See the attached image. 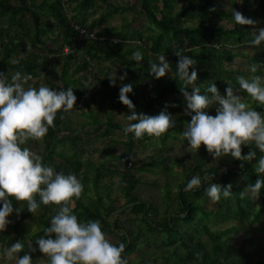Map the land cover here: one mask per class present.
Instances as JSON below:
<instances>
[{"label":"trees","instance_id":"obj_1","mask_svg":"<svg viewBox=\"0 0 264 264\" xmlns=\"http://www.w3.org/2000/svg\"><path fill=\"white\" fill-rule=\"evenodd\" d=\"M98 1L78 0L71 6L67 0H40L37 3L35 0H0V72L11 75L20 70L30 73L32 79L26 87L45 84L59 89L71 86L77 96L71 110L58 112L54 126L41 139L43 148L39 153L44 157V163L51 164L56 171L74 172L83 183L80 197L72 200V211L81 221H101L103 231L115 238L114 244L125 245L122 255L127 264H148L149 259H144V256L149 253L162 258L164 264H264L256 250L246 248L252 244L250 241L239 248L233 247L229 237L233 230L230 227L217 231L209 226L211 218L222 223L232 220L246 222L251 218V222H258L264 232V189L258 197L241 195L247 185L257 179L254 165L264 155L255 145H242V154L253 149L257 152L251 161L237 160L230 155L216 161L204 159L201 148L199 151L192 149L187 157L174 156V161L181 168V180L166 170L169 157L162 155L159 161L140 164L134 152L136 147L146 148L147 142L154 138L160 141L165 152L173 150L163 143L164 137L168 138L174 128H183L191 120L190 115L180 112L187 104L181 87L187 86L191 91L192 87L199 86L201 92H206L213 82L220 93L226 95L227 82L238 88L239 75L263 74L259 68L257 73H250L249 66L264 64V45L249 43L254 38L251 33L254 26L235 24L231 20V9L256 19L259 23L255 27H261L264 26V0H182L179 9L177 0H139L140 11L156 32L144 36L140 29L133 30L129 39L107 30L97 32L98 21L87 23V14ZM108 7L112 8L111 5ZM116 9L121 11L124 8ZM105 18L103 15L99 21ZM194 19V26H186L187 20ZM221 19L227 20V27L214 22ZM76 27L86 29L91 38L76 42ZM65 48L69 52H64ZM180 49L197 60L194 67L198 80L191 85H185L179 79L176 50ZM136 50L144 55L141 64L132 55ZM159 54H164L172 67L164 77L157 79L150 73V64L158 62ZM236 57L243 59L248 67L233 72L231 66ZM107 61L118 65L119 76L127 72V78L124 81L118 78L112 85V74L105 71L107 67L103 65ZM122 83L133 84L129 97L138 113L154 114L161 109H170L176 126L158 137L125 135L124 126L114 122L104 107L107 105L108 111L130 113L131 110L119 100ZM241 95L252 99L244 91ZM96 97L101 100L97 104L100 113L92 109ZM211 107L216 114V105ZM258 111L264 112V106L259 105ZM76 112L89 118L86 125L95 127L92 132L79 134L70 129L71 115ZM108 130L120 132L126 141L122 143L120 153H106L111 157V164L107 167L95 165L88 145L94 135L107 136ZM178 132L183 131L178 129ZM31 142L34 140L29 139L28 147L33 146ZM224 160L231 162L234 169L224 168ZM155 167L165 175L162 187L165 206L161 213L153 200H144L137 194L141 186L161 189L155 182L143 181L141 176L142 172L149 173ZM194 175L202 177L201 186L185 192L184 187ZM108 176L118 177V196L103 184ZM205 176L209 179H203ZM213 178L215 183H230L233 194L227 198L221 196L218 201L212 200L205 189ZM170 182H176L174 192L170 190ZM13 204L14 209L20 206L21 211L18 214L13 212L12 232L6 229L0 232V244L10 246L17 240H24L25 248L20 253L23 255L29 251V241L32 247H36V240L45 235L44 229L58 212L59 205L41 203L32 213L27 209L26 201L14 200ZM127 211L140 220L138 226L127 227L118 218L113 223L109 221L115 213L125 216ZM201 236L206 237V243L200 239ZM142 246L149 250L143 252ZM155 252L162 254L156 255ZM166 253L168 256L164 255ZM32 257L38 264L45 254L37 249Z\"/></svg>","mask_w":264,"mask_h":264},{"label":"clouds","instance_id":"obj_2","mask_svg":"<svg viewBox=\"0 0 264 264\" xmlns=\"http://www.w3.org/2000/svg\"><path fill=\"white\" fill-rule=\"evenodd\" d=\"M231 20L235 24L252 25L253 39L251 45H264V26L255 27L259 22L245 16L235 8L231 9ZM135 61L144 58L140 50L133 54ZM179 57L177 70L179 79L185 85H191L198 80V72L194 67L197 60L184 54V50H176ZM172 65L164 54L158 55V62H151L150 73L157 79L164 77ZM258 63L249 66L250 73H257ZM127 78V72L119 76L120 81ZM32 79L30 73L20 70L11 75L0 72V232L10 223L9 217L21 207L14 209L13 201H26L27 209L34 213L41 203L56 204L60 208L50 219L44 229L45 235L36 240V247L30 241L29 251L20 255L25 248L24 240H17L8 245L0 256L14 261V264H35L32 253L37 249L45 254L40 261L46 264H127L122 255L125 251L123 243L114 244L103 231L101 221L78 219L70 204L74 197H80L84 185L74 172L56 171L51 164L44 163V157L30 147L25 146L29 139H42L54 126L58 112L71 110L77 96L73 87H49L41 84L39 87L27 86ZM238 88L230 82L226 95H222L216 84L211 82L206 92H201L199 86L181 87L186 99L185 112L191 116L182 132L189 147L199 151L205 145L207 151L216 158L228 156L251 161L257 156L253 149L242 154V145H255L264 153V112L257 111L246 102L241 91L246 92L256 103L264 106V75L250 77L239 75ZM116 84V73L110 80ZM133 91L132 83H122L119 100L131 111L126 115L123 127L125 135L134 134L141 138L145 134L160 136L176 126V120L169 111L162 110L150 115L137 112L136 106L129 97ZM216 105V114L212 115L206 109ZM243 166V165H241ZM257 179L249 183L241 195L246 192L253 197L260 195L264 189V155H261L254 165ZM215 176V174H212ZM203 179H209L205 176ZM205 189L207 195L214 201L227 198L233 194L232 185H222L213 182ZM202 184V177L194 175L187 182L184 191H191ZM37 195L39 199H37ZM55 234V235H53Z\"/></svg>","mask_w":264,"mask_h":264},{"label":"rangeland","instance_id":"obj_3","mask_svg":"<svg viewBox=\"0 0 264 264\" xmlns=\"http://www.w3.org/2000/svg\"><path fill=\"white\" fill-rule=\"evenodd\" d=\"M36 3L40 0H35ZM69 1L70 5L73 6L75 4V1L78 0H67ZM106 1V2H105ZM183 4L182 0H177V9L180 8V6ZM108 5H111L112 8L108 7ZM123 7V10H117L116 8ZM111 9H116L112 13H109ZM227 12H229L228 9H226ZM110 14V15H108ZM105 16L106 18L104 21H99L100 17ZM93 21H98V25L96 28V31H103L107 30L111 32L114 35L117 36H127L129 39L130 34L132 33L133 30H141L144 36H147L148 34L156 32V29L153 28L151 25L148 24V21L145 19L143 13L140 11V2L139 0H100L97 2V5L94 9H92L88 14H87V23L90 24ZM215 23H217L219 26L222 27H227L228 22L226 19H221V20H214ZM196 23L195 19L194 20H187L186 26H194ZM5 25V23H3ZM51 42V41H50ZM133 45V44H132ZM247 50H243V52H246ZM247 54L249 53L248 51L246 52ZM251 55V54H250ZM105 63V64H104ZM103 65L104 67H107L105 71L109 72L112 74V78H114V75L116 73V80L119 78V67L117 64H114L113 62L107 61L104 62ZM139 64L142 62L139 61ZM247 63L239 58L236 57L234 59V62L231 66V70L237 71V70H244L246 69ZM259 72L263 73L264 75V64L259 65ZM97 99V97L95 98ZM250 99V98H248ZM246 99V102L249 104L250 107H255L256 110L258 111L259 104L256 103L253 99L248 100ZM101 100L97 99L92 103V109L93 111L100 113L97 106L99 105V102ZM98 104V105H97ZM105 107V112L107 115L112 117L114 119V122L121 124L124 126L128 121L126 120V113L124 112H118V111H108V106ZM183 109V110H182ZM180 111L182 114H185L184 108H182ZM209 113L214 115L215 114V109L212 108L211 106L208 108ZM207 109V110H208ZM164 109H161L159 111H156L154 114L150 115H155L158 114L160 111ZM167 111L171 112L173 115L174 113L170 109H166ZM86 111V110H84ZM83 112V111H82ZM89 119V118H88ZM87 117L85 118L82 116L80 112L73 113L71 115V121L72 124L70 126V129L74 132H77L79 134H82V131H91L95 128H91L89 125H86V121L89 120ZM186 127V125H185ZM185 127L180 128L176 127L174 130H172L171 136L168 138L164 137L166 140L163 142L166 144V146L172 147L173 150L165 152L162 150V146L160 144V141H158L156 138L152 139L151 141L147 142V147L146 148H140L136 147L134 149L135 152V159H137L140 164L147 163L149 161H159V158L162 155H165L170 158L168 161L166 167L168 171L171 173L176 174L179 176V178L182 176L179 173H181V168L177 166V163L174 161L173 157L177 156L180 157L181 155H184L187 157L188 152L192 151L193 148L189 147L188 141L185 140L183 137L182 133L178 132V129H181L184 131ZM176 136L177 139L173 137ZM126 139L122 136L120 132L108 130L107 136H99V134L94 135V138L90 142L89 149L92 150L91 154V160L95 165L102 164L104 167H107L109 164L112 163L111 157L109 154H117L120 153V151L123 149L122 143H124ZM33 145L30 147L33 151H36L38 153H41L43 145L41 142V139L34 140V142L30 143ZM252 146V144H249ZM27 146V144L25 145ZM202 149V155L204 159H210L213 161L223 159V156L220 158H213V156L207 151V148L205 145H201L200 147ZM107 153V154H106ZM167 153V154H165ZM90 157V156H89ZM256 164V163H255ZM234 165L227 161L224 160V168H230L234 169ZM142 179L145 182H155L156 185L161 186V189H149L146 186H141L137 190V194L139 195L140 198L144 200H153L155 204L158 206L157 208L159 209L160 213L163 212V207L165 206V201H164V192L162 191V187L165 184V175L162 174V170L155 168H151V171L149 173L142 172L141 173ZM181 180V178H180ZM179 180V182H180ZM171 183V182H170ZM176 182H172L169 184L170 190L174 192V184ZM103 184L107 187H110V190L114 193V195H119L118 189H119V184H118V177L117 176H108L107 178L104 179ZM243 196L246 197H251L252 195L250 193H245ZM71 206V204H70ZM60 206H57V209L59 210ZM210 209V206L207 208V210ZM118 218L121 220V223L123 225H126L127 227L134 228V226H138L140 224V220L134 217L132 214H130L127 211V214L124 215H118L115 213L111 218L110 222L113 223V221ZM10 223L8 224L6 230L12 232V226L15 220V214H12L9 217ZM211 224L209 226L212 228V230H220V229H226L230 227L233 231L229 234V237L232 239L233 247L239 248L241 244H247L249 241L252 243L250 246H246L247 249H251V251H255L261 255V257L264 259V232L261 230L260 225L258 222H251V218H249L246 222H239L237 220H232L229 222H223L222 221H217L214 218H211ZM249 221V222H248ZM106 234V233H105ZM107 238L114 243L115 238L110 237L106 234ZM200 239L206 243V237L201 236ZM8 245L3 243L0 244V252H2L5 248H7ZM141 249L143 252L146 250H149L146 246H142ZM157 254H162V252H155ZM165 256H168V254H164ZM136 258V256H135ZM144 259L148 260V264H164L162 258L159 256H151L150 253L149 255L144 256ZM0 264H14V261L8 260L3 256H0ZM38 264H46V261H40Z\"/></svg>","mask_w":264,"mask_h":264},{"label":"built area","instance_id":"obj_4","mask_svg":"<svg viewBox=\"0 0 264 264\" xmlns=\"http://www.w3.org/2000/svg\"><path fill=\"white\" fill-rule=\"evenodd\" d=\"M76 31H77V35L75 37V41L78 42V43H80L82 40H86V39L91 38V35L83 27H76ZM64 52L67 53V52H69V50L67 48H65ZM84 98L85 97H83L81 99L79 106L82 105Z\"/></svg>","mask_w":264,"mask_h":264}]
</instances>
